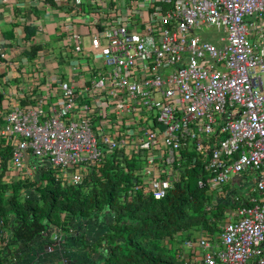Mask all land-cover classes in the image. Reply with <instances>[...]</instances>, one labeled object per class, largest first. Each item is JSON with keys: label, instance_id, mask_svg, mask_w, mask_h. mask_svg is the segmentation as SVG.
<instances>
[{"label": "built area", "instance_id": "1", "mask_svg": "<svg viewBox=\"0 0 264 264\" xmlns=\"http://www.w3.org/2000/svg\"><path fill=\"white\" fill-rule=\"evenodd\" d=\"M55 3L37 6L47 18L65 14L81 60L67 64L75 77L52 69L43 80L38 68L68 55L36 51L25 78L38 88L34 103L0 109V138L12 147L5 176L33 177L45 165L63 186L80 185L112 156L135 158L125 195L162 198L200 155L208 191L252 171L251 189L230 193L235 206L220 233L185 240L177 255L187 264H264V0ZM211 27L225 33L217 43L203 38Z\"/></svg>", "mask_w": 264, "mask_h": 264}, {"label": "trees", "instance_id": "2", "mask_svg": "<svg viewBox=\"0 0 264 264\" xmlns=\"http://www.w3.org/2000/svg\"><path fill=\"white\" fill-rule=\"evenodd\" d=\"M34 11L38 16L46 10L42 5ZM25 30L30 40L38 31L30 24ZM2 100L0 92V109ZM11 151L1 137L0 227L11 234L16 248L7 245L10 251H20L22 261L28 254L23 248L32 251L48 245L73 252L64 264H187L177 255L181 244L202 235L216 237L226 209L235 206L231 200H215L199 186V180L210 174L202 155L165 197L140 192L128 198L125 193L132 186L135 158L122 161L112 156L90 180L63 186L45 165L33 177H6ZM194 154L189 153L188 159ZM56 232L61 234L59 240L54 239ZM8 253L0 248V264L11 262Z\"/></svg>", "mask_w": 264, "mask_h": 264}, {"label": "crops", "instance_id": "3", "mask_svg": "<svg viewBox=\"0 0 264 264\" xmlns=\"http://www.w3.org/2000/svg\"><path fill=\"white\" fill-rule=\"evenodd\" d=\"M29 1L30 0H0V48L3 49L2 51L6 54L5 57H0V92L3 94V108H9L15 102H19L24 105L34 103L38 88H35L37 89L36 92L35 90L32 91L33 85L31 81L26 80L25 78L27 73L31 72L35 66L34 57L37 49L41 47L53 48L55 46L53 50L57 58L61 57V53L63 51H65L68 55L64 60H61L59 65L57 64V59L55 58V61L53 62L47 60L43 69L38 68L39 75L40 77H43V80L54 75L50 73L52 69L56 72H61L66 79L75 77L73 75L74 70H71L67 64L70 60H81V56L72 55L71 47H69L70 44H68L67 40V31L64 29V23L66 21L64 20L65 14L55 11L52 17L47 18L45 12H43L38 17L31 7L28 8L27 2ZM59 23L61 24L60 26ZM28 24L36 25L38 29L34 38L31 40L27 38L25 33L26 25ZM9 33L11 35H8ZM224 35L225 33L223 36ZM203 38L211 41H217V38L212 39L213 37L209 30L204 34ZM12 58H16L20 61L16 62V68L8 65V61H16V59ZM25 70H27V72H25ZM23 86L27 87L29 90L25 89L26 91H24L22 88ZM18 91L23 94L17 95ZM29 162L31 165L36 164L34 157H31ZM248 172H251L254 177V173L252 171ZM13 177L14 179L17 178V176ZM253 181L254 178H249L246 172L235 176L231 181L222 187H211L208 192L210 195L215 197V200H230V193L238 192L232 189V184L239 183L240 186L250 184L252 187ZM252 194L255 196L259 195V193L256 192H253ZM11 239V234L0 227V248L3 247L5 250L9 251L6 255L7 258L11 260L9 264H13L14 261L20 264H64V262L70 258V253H73L71 251L68 253L67 251H64L63 248H59L58 250L52 248V250H49L48 245H46L43 249L34 248L32 251H28V249L23 248V251L28 254L22 261L19 258L20 255L18 256L20 251L14 250L16 252V256H14V251H10L11 248L8 247L7 243L10 244V246L12 245L11 247L16 248V244H11ZM17 249L21 248L18 247ZM67 254L69 255L68 257Z\"/></svg>", "mask_w": 264, "mask_h": 264}, {"label": "rangeland", "instance_id": "4", "mask_svg": "<svg viewBox=\"0 0 264 264\" xmlns=\"http://www.w3.org/2000/svg\"><path fill=\"white\" fill-rule=\"evenodd\" d=\"M38 3H39V0H30L29 2H27V6H28V8H30L31 7V9L32 10H35L36 9V7H37V5H38ZM43 13V12H42ZM36 14V13H35ZM36 16V15H35ZM38 16H40V15H38ZM209 30V32H210V34L212 35V39H214V38H217V41L219 40V38L220 37H222L223 36V34H224V32H222V31H218V28L217 27H211V28H206V30ZM217 41L215 40L214 42L215 43H217ZM85 44L86 45H88L89 44V41H88V39H86V41H85ZM53 48H55V46L53 47ZM20 60H21V58H20ZM4 85H6V84H4ZM118 116V115H117ZM150 125H151V122H150ZM247 175H248V177L249 178H254L253 177V175H252V173L251 172H247ZM32 177V176H31ZM251 188V186H250V184L248 185V184H244V185H242V186H240L239 185V183H234V184H232V189L235 191H238V192H246V191H248L249 189ZM239 194H241V193H239ZM231 209V208H230ZM229 208H227L226 209V212H225V218L223 219V222H222V224L224 223V221H226V216H228V213H229V210H230ZM53 248H55V247H53ZM54 250V249H53ZM66 257V256H65ZM68 260V259H67Z\"/></svg>", "mask_w": 264, "mask_h": 264}]
</instances>
